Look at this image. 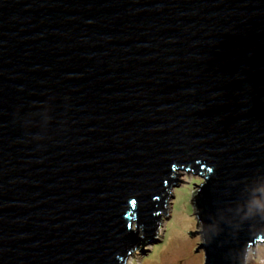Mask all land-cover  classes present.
<instances>
[{
	"label": "water",
	"instance_id": "water-1",
	"mask_svg": "<svg viewBox=\"0 0 264 264\" xmlns=\"http://www.w3.org/2000/svg\"><path fill=\"white\" fill-rule=\"evenodd\" d=\"M204 264L264 243V0H0V264H126L175 170Z\"/></svg>",
	"mask_w": 264,
	"mask_h": 264
},
{
	"label": "rangeland",
	"instance_id": "rangeland-1",
	"mask_svg": "<svg viewBox=\"0 0 264 264\" xmlns=\"http://www.w3.org/2000/svg\"><path fill=\"white\" fill-rule=\"evenodd\" d=\"M175 172L180 174L178 178L181 181L172 188L174 197L167 198L171 210L163 227L162 241L152 244L151 252L143 255L141 263L134 253L128 257L126 264H204L203 250L196 251L202 243V236L190 232L200 231L192 198L202 179L190 171L178 169ZM261 247H264V243L257 245L255 254L250 253L247 264H260L264 260V253L257 251Z\"/></svg>",
	"mask_w": 264,
	"mask_h": 264
},
{
	"label": "clouds",
	"instance_id": "clouds-1",
	"mask_svg": "<svg viewBox=\"0 0 264 264\" xmlns=\"http://www.w3.org/2000/svg\"><path fill=\"white\" fill-rule=\"evenodd\" d=\"M257 251L260 252V253H264V247H261ZM260 264H264V260H261Z\"/></svg>",
	"mask_w": 264,
	"mask_h": 264
}]
</instances>
